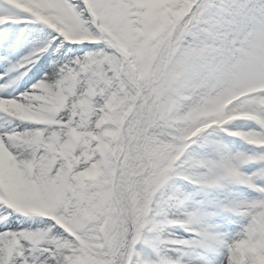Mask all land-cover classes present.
I'll return each mask as SVG.
<instances>
[{
	"label": "snow or ice",
	"instance_id": "obj_1",
	"mask_svg": "<svg viewBox=\"0 0 264 264\" xmlns=\"http://www.w3.org/2000/svg\"><path fill=\"white\" fill-rule=\"evenodd\" d=\"M0 264H264V0H0Z\"/></svg>",
	"mask_w": 264,
	"mask_h": 264
}]
</instances>
